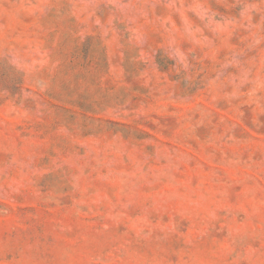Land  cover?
I'll return each mask as SVG.
<instances>
[{
    "label": "rangeland",
    "instance_id": "374dc122",
    "mask_svg": "<svg viewBox=\"0 0 264 264\" xmlns=\"http://www.w3.org/2000/svg\"><path fill=\"white\" fill-rule=\"evenodd\" d=\"M0 264H264V0H0Z\"/></svg>",
    "mask_w": 264,
    "mask_h": 264
}]
</instances>
